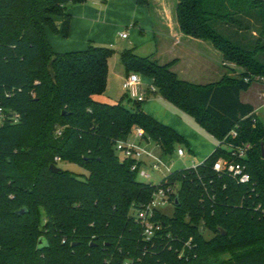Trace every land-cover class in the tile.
<instances>
[{
    "label": "trees",
    "instance_id": "trees-1",
    "mask_svg": "<svg viewBox=\"0 0 264 264\" xmlns=\"http://www.w3.org/2000/svg\"><path fill=\"white\" fill-rule=\"evenodd\" d=\"M88 1L0 0V100L21 115L19 124L0 128V264H264V121L241 101L264 77V0H178L180 31L240 68L234 78L198 86L180 79L174 62L160 65L133 49L120 54L127 75L149 77L155 94L219 142L202 164L162 183L176 191L175 212L156 214L163 228L152 241L132 210L151 203L160 186L141 182L116 143L136 128L169 155L186 142L146 114L143 103L126 97L131 110L94 100L106 91L113 50L90 44L54 51L46 29L68 37V6ZM55 17L64 20L62 32ZM221 143L250 146L249 185L214 171L217 160L230 158ZM57 158L87 176L52 172Z\"/></svg>",
    "mask_w": 264,
    "mask_h": 264
},
{
    "label": "crops",
    "instance_id": "crops-1",
    "mask_svg": "<svg viewBox=\"0 0 264 264\" xmlns=\"http://www.w3.org/2000/svg\"><path fill=\"white\" fill-rule=\"evenodd\" d=\"M177 4L178 0H149L148 6H139L136 0H90L85 4H71L68 6V13L71 16L68 37H63L61 33L54 34L48 28L46 34L56 53L62 54L63 50H84L87 46L89 48L90 44H99L101 40L107 38L112 30L113 20L123 18L126 25L130 24L128 27L136 29L133 33L135 37L127 34V38H123L124 33L120 34L123 40L130 39L125 50L133 49L140 56L136 52V48L141 44L138 40H143L139 38V35L144 32V28L152 31L151 39L155 42L156 53L151 57L160 65L174 62L172 71L183 81L204 87L220 82L228 73L226 69H223L225 66L237 73L242 72L240 68L239 70L234 68V65H226L223 55L210 43L193 39L180 31L176 14ZM57 21L63 25V18ZM104 21L107 23L104 24ZM95 27H98L96 37L91 35V31L85 37H81L85 29L92 30ZM253 35L256 36V33ZM109 46L115 47L112 43ZM120 54L117 53L115 62L117 65L115 64L114 68L110 63L108 78L110 79L113 75L122 86L127 73L121 63ZM219 64L223 70L219 68ZM211 80L215 81L211 82ZM251 90H253L250 95L252 101H243L244 94ZM93 98L100 103L117 104L111 101V97L110 100L102 98V95H96ZM241 101L252 105L257 117L264 121V109L262 108L264 106V83H255L249 91L242 93Z\"/></svg>",
    "mask_w": 264,
    "mask_h": 264
},
{
    "label": "rangeland",
    "instance_id": "rangeland-1",
    "mask_svg": "<svg viewBox=\"0 0 264 264\" xmlns=\"http://www.w3.org/2000/svg\"><path fill=\"white\" fill-rule=\"evenodd\" d=\"M60 17H55L54 21L58 25L59 31L62 32L63 30V25L60 24L59 21ZM112 22V30H110L108 37L104 38L101 40L102 42H99V44L95 43V45H98L103 48H108L114 51V55L110 58L109 60V65L111 63L112 68L115 67V62L117 59V53H122L126 47H128L130 43L129 40H123L120 37L121 33H126L130 37H135L133 34L136 29L133 27L129 26L130 24L126 25L124 23L123 18H118V20H113ZM107 23L104 21V24ZM90 28V27H89ZM98 27H95L94 29H85L84 33H82L81 37H85L87 34L90 33L93 37H96L95 34L97 32ZM222 31V30H219ZM80 33V31H79ZM152 31L145 29L144 32L140 33L139 38L143 39L142 41H139L141 44L138 48H136V52L142 56V57H147V56H152L154 53H156V45L155 42L152 41ZM246 38L249 40L251 38V32L246 33ZM253 37V36H252ZM60 38V37H59ZM63 38V37H62ZM61 39V38H60ZM64 39V38H63ZM78 38H76L77 40ZM109 39V41H108ZM80 41V40H79ZM110 43L114 44V48L110 47ZM88 49V46L86 48L81 49V50H63V53H69V52H78V51H85ZM119 58V57H118ZM226 65H234L231 63H228L224 61ZM117 65V64H116ZM220 69L222 67L220 64L218 65ZM234 68L238 67L234 65ZM223 69L227 70V74L225 76H228L230 78H234L231 76H236L238 73L236 71H233L230 67H223ZM222 69V70H223ZM142 80V84L144 89L148 87L149 85H152L153 82L152 80L147 77L146 75L139 74ZM224 76V77H225ZM109 77V76H108ZM109 79V78H108ZM223 80V79H222ZM221 80V81H222ZM215 80H211V82H214ZM220 81V82H221ZM218 82V83H220ZM201 83V82H200ZM256 83H264V82H256ZM217 84V83H214ZM213 85V84H212ZM255 90V88L253 89ZM253 90H251L248 93H245L243 96V101H252L250 98L251 93H253ZM123 91V92H122ZM112 102H117V103H122L124 106L127 108L134 110L135 105L133 102H129L128 99L126 98V94L123 90V87L121 84L118 82V80L112 75L110 79L108 80L107 87L105 93L102 95V98L104 99H109ZM142 108L146 114H148L150 117L158 121L159 123L166 125L168 127H171L175 129V131L185 140L186 144L184 145H178L176 146L174 153L169 155L164 153V150L158 146V143L150 141V142H144L143 147L146 148L148 151L152 152L154 155L157 157H160L163 159L166 165L171 168L172 173L188 168L194 167V165L201 164L203 161L208 159L214 151L217 149L219 142L216 138L205 132L199 125H197L192 118L189 116L185 115L184 113L180 112L177 110L175 107H173L171 104H169L166 100L163 99V97L158 93V94H151L148 99L142 104ZM131 140L135 139V130H133L131 136ZM177 148H183L185 151V156L183 158H180L177 155ZM120 156V154L118 153ZM149 161V159H148ZM59 167L63 170H68L72 172L76 177L78 178H84V176H87V172L84 171L82 168L78 167L77 165L74 164H66V163H61L59 162ZM148 172L152 173V178L150 180H146L142 177H140V181L143 183H148V184H153L158 186L161 184L165 178L166 173H159L153 171L149 164L147 163V167L145 168ZM161 212L165 214L168 217H172L175 208L174 206L171 205H166L163 206L161 209Z\"/></svg>",
    "mask_w": 264,
    "mask_h": 264
},
{
    "label": "built area",
    "instance_id": "built-area-1",
    "mask_svg": "<svg viewBox=\"0 0 264 264\" xmlns=\"http://www.w3.org/2000/svg\"><path fill=\"white\" fill-rule=\"evenodd\" d=\"M127 36L128 35L125 33L122 34L123 38H127ZM246 81H248V79H246ZM256 82H264V77H257ZM122 87L126 97L136 103H144L151 94L157 92L153 84L144 89L141 77L137 73L127 75L123 80ZM6 97H9V94H6ZM262 108L264 109V106ZM20 121L21 115L5 107L0 100V128L5 124L17 125ZM57 134L60 135L61 130H58ZM232 135L235 137L236 133L233 132ZM150 141L149 138L145 137L144 130L136 128L134 140H131L129 137L125 141H118L115 148L117 153L120 154L122 161H133L131 171L138 173V179H140V177L146 180L152 178V173L145 169L148 163L153 171L166 173L162 182L165 183L167 177L172 174L171 168L165 164L162 158L157 157L143 147L144 142ZM221 144L231 152L229 155L230 158H220L217 160L214 164V171L229 176L240 185H249L251 183V176L248 173L245 160L247 159L250 146L234 147L227 146L223 143ZM158 146L160 147L159 144ZM177 155L183 158L185 156L184 149L179 148L177 150ZM56 161L60 162V159L57 158ZM196 167L197 166H194L193 168ZM162 183L158 185L160 187L154 193L151 203L139 208L136 207L132 210V216L135 218L136 222L142 226L143 237L146 241H152L155 235L162 230L163 226L160 221L156 220V214L161 212L163 206L171 205L172 198L176 194L174 189L171 187L164 188ZM187 247L191 248V242L186 243L184 249ZM184 249L180 251V256L184 255Z\"/></svg>",
    "mask_w": 264,
    "mask_h": 264
},
{
    "label": "water",
    "instance_id": "water-1",
    "mask_svg": "<svg viewBox=\"0 0 264 264\" xmlns=\"http://www.w3.org/2000/svg\"><path fill=\"white\" fill-rule=\"evenodd\" d=\"M65 114V113H64ZM262 153H263V156H264V145L262 146ZM50 170L54 173H58V172H61L62 169L60 167H58L56 164H52L50 166ZM175 204H178V197H176V200H175ZM26 209H22L18 212L19 215H22V214H25L26 213ZM224 235H226L225 232H223ZM45 240L44 239H40L39 240V245L40 247H43L45 245Z\"/></svg>",
    "mask_w": 264,
    "mask_h": 264
}]
</instances>
